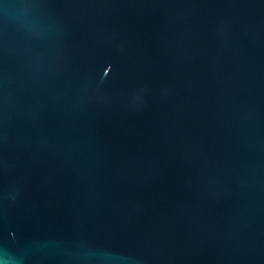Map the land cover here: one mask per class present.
<instances>
[{
  "label": "water",
  "instance_id": "1",
  "mask_svg": "<svg viewBox=\"0 0 264 264\" xmlns=\"http://www.w3.org/2000/svg\"><path fill=\"white\" fill-rule=\"evenodd\" d=\"M0 264H264V0H0Z\"/></svg>",
  "mask_w": 264,
  "mask_h": 264
},
{
  "label": "snow or ice",
  "instance_id": "2",
  "mask_svg": "<svg viewBox=\"0 0 264 264\" xmlns=\"http://www.w3.org/2000/svg\"><path fill=\"white\" fill-rule=\"evenodd\" d=\"M3 221L2 220H0V230H2V228H3Z\"/></svg>",
  "mask_w": 264,
  "mask_h": 264
}]
</instances>
